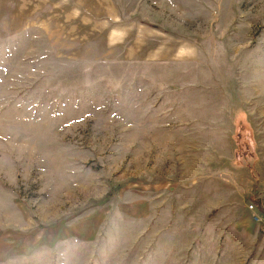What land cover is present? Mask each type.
Wrapping results in <instances>:
<instances>
[{"label":"rangeland","instance_id":"1","mask_svg":"<svg viewBox=\"0 0 264 264\" xmlns=\"http://www.w3.org/2000/svg\"><path fill=\"white\" fill-rule=\"evenodd\" d=\"M0 264H264V0H0Z\"/></svg>","mask_w":264,"mask_h":264},{"label":"built area","instance_id":"2","mask_svg":"<svg viewBox=\"0 0 264 264\" xmlns=\"http://www.w3.org/2000/svg\"><path fill=\"white\" fill-rule=\"evenodd\" d=\"M250 209H253V206H250ZM253 220H254L255 222H259V217H258L257 214H253Z\"/></svg>","mask_w":264,"mask_h":264},{"label":"trees","instance_id":"3","mask_svg":"<svg viewBox=\"0 0 264 264\" xmlns=\"http://www.w3.org/2000/svg\"><path fill=\"white\" fill-rule=\"evenodd\" d=\"M238 115V114H237ZM238 117H239V115H238Z\"/></svg>","mask_w":264,"mask_h":264}]
</instances>
